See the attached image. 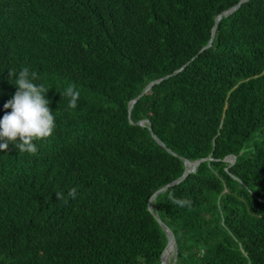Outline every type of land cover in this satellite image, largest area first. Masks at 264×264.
Listing matches in <instances>:
<instances>
[{"label":"trees","instance_id":"1","mask_svg":"<svg viewBox=\"0 0 264 264\" xmlns=\"http://www.w3.org/2000/svg\"><path fill=\"white\" fill-rule=\"evenodd\" d=\"M240 1L0 0V118L23 67L56 118L0 152V264H161L154 213L175 264H264V0L207 47Z\"/></svg>","mask_w":264,"mask_h":264},{"label":"clouds","instance_id":"2","mask_svg":"<svg viewBox=\"0 0 264 264\" xmlns=\"http://www.w3.org/2000/svg\"><path fill=\"white\" fill-rule=\"evenodd\" d=\"M8 75L16 92L3 105L11 111L0 118V152H7L12 145L20 152L36 153V142L51 137L56 127L55 111L47 98L49 89L37 82L38 74L28 67L8 70ZM63 95L68 97L69 108L77 107L79 91L73 85L66 87Z\"/></svg>","mask_w":264,"mask_h":264},{"label":"water","instance_id":"3","mask_svg":"<svg viewBox=\"0 0 264 264\" xmlns=\"http://www.w3.org/2000/svg\"><path fill=\"white\" fill-rule=\"evenodd\" d=\"M248 0H241L236 6H234L233 8H231L230 10L228 11H225L223 12L222 14H220L219 16H217L216 20H215V23H214V26H213V29H212V35H211V39L209 41V44L207 47L210 46L211 44V40L213 39L214 35H215V30H216V27H217V24H218V21L221 19L222 15H228L229 13H231L232 11L236 10L237 8L240 7V5L242 3H245L247 2ZM169 76H166L164 78H160V79H157L151 83H149L144 91L142 92V94L140 96H138L130 105L129 107V111L132 109L133 107V104L138 100L140 99V97L142 95H144L145 93H147L152 86L156 85V84H159L161 81H163L164 79L168 78ZM146 124H149V122L147 120H143V121H139L137 122V125L139 126H145ZM150 129V132H151V136L153 137V139L156 141L157 144H159L161 147L165 148V146L163 145V143L157 138V136L152 132L151 128ZM168 152H171L170 150H167ZM227 162H229L230 166L234 164L235 162V158L231 157V156H228L226 159H225ZM184 163H185V171L183 173V175L178 178L175 182H173L171 185H175V184H178L180 182H182L190 173H194L195 172V169L197 167V165L200 163V161H196V162H189L185 159H183ZM170 185H167L165 187H162L161 189L157 190L149 199L148 201V210L151 211V203L152 201L161 193L165 192L167 190V188L169 187ZM154 218L155 220L157 221V223L159 224V226L161 227V229L163 230L166 238H167V244L165 246V249L163 251V254H162V260H161V264H165V256L166 254L171 250L173 252V264H175L176 262V253H177V244H176V241H175V238H174V235L172 233V231L161 221V219L154 213Z\"/></svg>","mask_w":264,"mask_h":264},{"label":"rangeland","instance_id":"4","mask_svg":"<svg viewBox=\"0 0 264 264\" xmlns=\"http://www.w3.org/2000/svg\"><path fill=\"white\" fill-rule=\"evenodd\" d=\"M166 261H167L166 264H173V252L172 253H169V255L166 258Z\"/></svg>","mask_w":264,"mask_h":264},{"label":"bare ground","instance_id":"5","mask_svg":"<svg viewBox=\"0 0 264 264\" xmlns=\"http://www.w3.org/2000/svg\"><path fill=\"white\" fill-rule=\"evenodd\" d=\"M152 206V205H151ZM169 253H172V251L170 250L167 254H166V256H165V264L167 263V261H166V258H167V256L169 255ZM169 262V261H168Z\"/></svg>","mask_w":264,"mask_h":264}]
</instances>
